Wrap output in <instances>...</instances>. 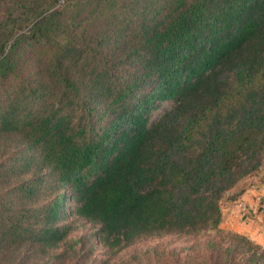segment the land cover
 Masks as SVG:
<instances>
[{
	"label": "trees",
	"instance_id": "trees-1",
	"mask_svg": "<svg viewBox=\"0 0 264 264\" xmlns=\"http://www.w3.org/2000/svg\"><path fill=\"white\" fill-rule=\"evenodd\" d=\"M263 156L264 0H0V264L78 220L111 255L207 233L185 264H264L216 239Z\"/></svg>",
	"mask_w": 264,
	"mask_h": 264
},
{
	"label": "rangeland",
	"instance_id": "rangeland-1",
	"mask_svg": "<svg viewBox=\"0 0 264 264\" xmlns=\"http://www.w3.org/2000/svg\"><path fill=\"white\" fill-rule=\"evenodd\" d=\"M243 193L255 199L254 205L242 199ZM240 201L245 204L241 206ZM220 206L222 221L219 229L222 236L216 239L226 244L230 242V234L237 233L264 248V156L257 170L224 193ZM72 207L73 203H69L67 209L70 211ZM69 220L74 221V217ZM73 226L66 243L52 251L50 256L31 259L29 264H185L192 258L200 261L206 252L203 247L215 239V234L207 233L162 235L138 240L111 255L95 237L98 225L78 220ZM67 249L68 253L65 252ZM61 253L67 256L59 261L55 256Z\"/></svg>",
	"mask_w": 264,
	"mask_h": 264
},
{
	"label": "crops",
	"instance_id": "crops-1",
	"mask_svg": "<svg viewBox=\"0 0 264 264\" xmlns=\"http://www.w3.org/2000/svg\"><path fill=\"white\" fill-rule=\"evenodd\" d=\"M256 191V190H255ZM242 197V199H245V201H247L248 203H253V205H254V203H255V199H253V198H248V197H250L249 195H247V193H243V195L241 196ZM250 199V200H249ZM240 204H241V206L242 205H244L245 204V202H243V201H240ZM238 208V207H237Z\"/></svg>",
	"mask_w": 264,
	"mask_h": 264
}]
</instances>
